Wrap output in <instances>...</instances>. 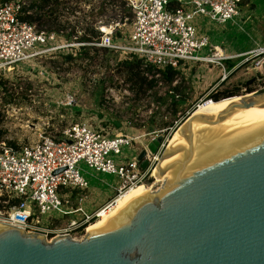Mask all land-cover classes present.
Listing matches in <instances>:
<instances>
[{
	"label": "rangeland",
	"instance_id": "obj_1",
	"mask_svg": "<svg viewBox=\"0 0 264 264\" xmlns=\"http://www.w3.org/2000/svg\"><path fill=\"white\" fill-rule=\"evenodd\" d=\"M10 1L16 0H0V4ZM18 1L24 16L32 17V22L27 23L37 32L57 34L62 40L57 39L59 42L82 43L86 49L74 47L47 52L0 72V142L7 146L19 147L43 136L59 138L70 126L86 124L109 137L134 139L133 145L122 148L119 156H110L114 161L125 162L137 157L138 149H143L141 146L147 144L153 133L160 132L167 144L183 121L199 105L210 101V96L224 92L242 96L250 79H254L251 90L264 89V63L259 69L253 68L252 61L245 63L225 80L218 77L206 91L214 78V70H220L215 64L202 63L200 72L193 68L197 64L191 63L178 70H157L144 63L136 67L137 59L125 52L95 46L109 31L114 44L127 43L133 14L126 4L122 5L125 0ZM239 15L235 23L229 21L224 25L199 16L190 23L197 36L201 32L207 34V29L214 26H229L235 33L230 41L239 49L247 48L244 42L251 43L254 49L264 48L263 0H242ZM84 36L90 38V43L80 40ZM254 40L261 42L260 47H256ZM234 63L238 60L223 62L226 67ZM171 73L174 74L172 81L169 80ZM79 167L88 188L73 192L67 198L59 192L66 207L75 209L82 197V208L92 214L118 197L117 176L95 173L82 162ZM142 184L156 190L161 182L146 177ZM77 218V213L68 217L50 213L42 218V225L52 222L53 228H59Z\"/></svg>",
	"mask_w": 264,
	"mask_h": 264
},
{
	"label": "water",
	"instance_id": "obj_2",
	"mask_svg": "<svg viewBox=\"0 0 264 264\" xmlns=\"http://www.w3.org/2000/svg\"><path fill=\"white\" fill-rule=\"evenodd\" d=\"M237 97L191 113L168 147L151 139L136 160L144 173L165 149L155 166L164 182L80 240L0 222V264H264V120L239 113L264 111V89Z\"/></svg>",
	"mask_w": 264,
	"mask_h": 264
},
{
	"label": "built area",
	"instance_id": "obj_3",
	"mask_svg": "<svg viewBox=\"0 0 264 264\" xmlns=\"http://www.w3.org/2000/svg\"><path fill=\"white\" fill-rule=\"evenodd\" d=\"M241 1L125 0L133 14L127 43L114 44L109 31L94 45L107 50H121L157 70H178L190 63L215 64L221 70L223 81L230 74L223 65L229 58L212 48L207 36H197L190 22L197 16L218 25L234 22L239 15ZM24 15L18 0L0 4V72L47 52L85 46L59 42L57 39L61 37L54 33L37 32L23 21ZM203 51L207 54H202ZM239 58L243 59L237 68L252 61L253 68L259 69L264 63V48H256ZM159 134L153 133L151 139ZM133 143L132 138L109 137L86 124L70 126L59 138L43 136L36 142L15 148L0 142V204L3 205L0 222L26 233L42 234L48 241L58 236L80 240L88 225L100 219L102 212L108 213L115 200L87 214L81 205L82 197L78 199L77 207L71 209L66 207V201L60 199L58 193L67 198L73 192L87 190L88 183L80 174L81 162L95 173L117 176L120 180L117 196L141 184L152 175L160 153L151 159L147 157L149 167L144 173L140 171L136 157L125 162L114 161L110 157L119 156L122 148L131 147ZM147 144L141 147L146 149ZM12 201L17 203L12 205ZM50 213L60 217L77 213L79 218L59 228H53L52 222L48 226L42 225V218Z\"/></svg>",
	"mask_w": 264,
	"mask_h": 264
},
{
	"label": "bare ground",
	"instance_id": "obj_4",
	"mask_svg": "<svg viewBox=\"0 0 264 264\" xmlns=\"http://www.w3.org/2000/svg\"><path fill=\"white\" fill-rule=\"evenodd\" d=\"M239 97H232V98H226V99H221L219 101H208L202 105H199L194 112H193V116L195 115H205V114H210V113H214L222 108H224V106L226 105V103L232 101V100H235ZM239 113L241 115H244V116H247V117H250L252 119H258V120H264V111L262 112H254V111H251V110H248V109H245V110H239ZM210 127V126H208ZM214 127V126H213ZM177 138V135H173L169 140H168V145L167 147ZM166 147V148H167ZM160 160V159H159ZM158 160V161H159ZM155 170L154 169L152 171V175L150 176L151 178H155V182H164L165 179H160L158 180L156 177H155ZM153 185V184H152ZM149 190V193H153L155 192V190H152V186L150 187H145L142 183L141 184H138L136 185L135 187H132L130 189H128L127 191H125L124 193H122L120 196H118L116 199H115V203L112 205V208L111 210L108 212V213H105V212H102L101 213V218L90 223L86 229V233H88L89 229L93 228V227H96L100 224H103L105 222H107L110 218H112L117 212L118 210L126 203L128 202L133 196L137 195V194H140L142 192H145V191H148ZM157 191V190H156Z\"/></svg>",
	"mask_w": 264,
	"mask_h": 264
},
{
	"label": "crops",
	"instance_id": "obj_5",
	"mask_svg": "<svg viewBox=\"0 0 264 264\" xmlns=\"http://www.w3.org/2000/svg\"><path fill=\"white\" fill-rule=\"evenodd\" d=\"M242 2V1H241ZM264 2V0H263ZM240 16V15H238ZM235 23V22H234ZM216 26L213 27V29L208 28V32L207 34L204 32V30H202L204 33L201 34L202 35H207V38L209 40V44L212 48H215L218 53L224 57L229 58L226 63H230L232 61L238 60V63H234V64H228V69L226 67V69L232 73L233 71L237 70V66L240 63V61L242 60L241 58H239L240 56H243L244 54L254 50L253 47L250 46L251 43L248 42H244V45H248L247 48L245 49H239V47H236L231 41L230 39L233 38V36L235 35V33H233L230 29L229 26H222V27H218L215 28ZM228 40V41H227ZM253 43L256 45V47H260V43L259 41H253ZM207 54V51L204 53ZM238 57V58H237ZM225 62V61H224ZM197 68L196 72H200L203 70V65L201 64H197V66H194L193 68ZM192 68V67H191ZM215 69V68H214ZM216 70V69H215ZM214 70V78L211 80L210 84L205 88V90L207 91L211 86V83L218 80V77H221V72L219 71H215ZM210 71V70H209ZM236 76H234L235 78ZM248 78H245V80H247Z\"/></svg>",
	"mask_w": 264,
	"mask_h": 264
},
{
	"label": "trees",
	"instance_id": "obj_6",
	"mask_svg": "<svg viewBox=\"0 0 264 264\" xmlns=\"http://www.w3.org/2000/svg\"><path fill=\"white\" fill-rule=\"evenodd\" d=\"M126 3L124 2L122 5H125ZM23 21H25V22H32V17L31 16H29V15H27V16H24L23 18ZM98 36V35H97ZM85 38H82V39H80V40H82L83 42H85V43H90V38H87L86 36H84ZM80 49H86L85 48V46H82V47H80ZM104 50H106V49H104ZM136 62H137V65H136V67L140 64V63H142V61H140V60H136ZM135 66L133 67V69L134 68H136ZM167 70H171V69H167ZM169 72H173V71H169ZM173 73H175V72H173ZM173 73H171L170 74V77H169V80L170 81H172L173 80V77H174V74ZM254 82V79H250V80H248L246 83H245V86H244V88H245V92L246 93H250V92H252L253 90H251V88H249L250 87V85L252 84ZM238 94H237V92H224V93H216V94H214V95H212V96H210L211 98V100L212 101H214V102H216V101H219V100H221V99H225V98H227V97H235V96H237ZM12 203V205L13 204H16L17 202L16 201H12L11 202ZM0 208H1V205H0Z\"/></svg>",
	"mask_w": 264,
	"mask_h": 264
}]
</instances>
